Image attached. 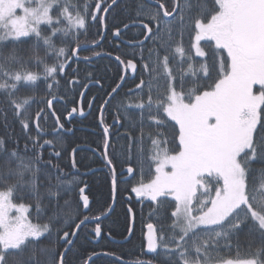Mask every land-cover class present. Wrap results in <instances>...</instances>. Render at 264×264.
<instances>
[{
    "label": "snow or ice",
    "instance_id": "obj_1",
    "mask_svg": "<svg viewBox=\"0 0 264 264\" xmlns=\"http://www.w3.org/2000/svg\"><path fill=\"white\" fill-rule=\"evenodd\" d=\"M151 3L137 4L124 25L141 30L128 45L137 50L133 58L115 57L125 74L139 71V82L117 101L112 125L100 109L112 200L114 161H122L120 174L130 179L121 182L135 181L130 191L149 202L160 225L147 224L150 258L132 264H264V0ZM116 4L0 0V264H65L82 226L94 222L100 237L101 217L114 210L89 215L83 174L65 171L45 137L62 141L69 131L53 107L64 99L61 80L68 91L86 88L66 69L96 43L90 26ZM78 111L72 107L68 119ZM46 116L50 131L41 125ZM113 125L127 126L119 149L110 142Z\"/></svg>",
    "mask_w": 264,
    "mask_h": 264
},
{
    "label": "trees",
    "instance_id": "obj_2",
    "mask_svg": "<svg viewBox=\"0 0 264 264\" xmlns=\"http://www.w3.org/2000/svg\"><path fill=\"white\" fill-rule=\"evenodd\" d=\"M137 4H142L148 8L152 7V3L147 0H119L105 17L104 27L99 22L91 25L88 40H94L97 44L102 38L103 29L105 28V37L102 43L96 48H88L87 51L81 52L80 61L71 63L70 67L66 69L67 79H78L80 83L86 86L98 81L96 83L98 85L92 86L88 90L82 103L84 112L88 111L89 103H93L90 113L84 118L76 116L70 120L68 119V111L72 107L79 108L80 93L85 88L77 85L75 91H68L66 80H61L62 91L57 93L58 96H64V99L60 102L54 101L53 104L56 115L60 116L61 122L65 124V128L69 131L63 135L62 141L52 135L45 138L53 140L55 150L62 153L63 159L59 163L65 171L74 173L78 169L83 174L80 178L88 185L86 194L89 195L92 202L90 205L92 212L89 215H99L104 209L112 208L114 204V210L107 218L102 220L100 225L102 229L100 242L94 243L95 236L92 231L95 227L94 222L88 223L86 227L82 226L83 230L78 233L74 246L66 254L65 264H87L89 257L93 258L95 256L91 264L93 262L94 264H120L117 257L125 264L149 259L150 257L144 255L148 232L147 224L152 223L157 229L160 227L157 219L150 215L151 206L149 202L136 197L130 191L131 185L135 181L131 180L130 183L121 182L122 179H127V177H122L120 174V163L122 161H114L117 164V191L115 201L112 200L111 173L101 155L104 133L100 123V109L102 105L104 106V101L108 98L111 89L120 84L121 77L124 76V66L114 58L116 56H120L121 60L133 58V53L137 50L129 47L125 42H132L141 30L130 28V30L123 31L118 40H116L114 33L117 28L122 30L126 23H132L131 17ZM95 44L89 43L88 47ZM96 53H99V55H96ZM84 56L94 59L85 61L82 59ZM136 62L139 69V60L137 59ZM138 82L139 71L134 79H131L129 75L127 76L124 86L119 91L120 94L104 111L103 119L106 124H113L117 101L130 88L134 89ZM65 92L67 95H65ZM39 94L44 95L46 93L41 90ZM35 110L36 106L33 107L32 111ZM120 119L123 123V116ZM52 124L53 118L51 116H46L45 121L41 122L45 131H50ZM126 131V125L124 127L113 125L110 128V142L114 148L119 149L121 146L127 145V140L124 139ZM16 134L21 137L22 145L23 134L19 126L16 127ZM72 148L77 149L75 155L76 168L71 167ZM52 151L53 149L49 148L45 155L47 156ZM124 167L126 168L127 165H124ZM129 207L132 209L131 213L128 212ZM132 223L134 227L131 237L128 241H125L129 237L128 230L131 229ZM256 239L258 243V238ZM241 251L243 254L244 250L241 249ZM232 255H235V253L233 252Z\"/></svg>",
    "mask_w": 264,
    "mask_h": 264
},
{
    "label": "water",
    "instance_id": "obj_3",
    "mask_svg": "<svg viewBox=\"0 0 264 264\" xmlns=\"http://www.w3.org/2000/svg\"><path fill=\"white\" fill-rule=\"evenodd\" d=\"M118 1H119V0H117V2H118ZM113 6H114V5H113ZM113 6H112V7H113ZM123 31H125V28H124L123 30H121V32H123ZM104 37H105V33H104L102 39H101L97 44L92 45V46H90V47H88V48H96V47H98V46L102 43ZM116 38H118V37H116ZM100 56H101V55H100ZM100 56H98V57H100ZM93 59H94V58H93ZM93 59H89L88 61H92ZM123 66H124V65H123ZM137 73H138V72H137ZM137 73H136V74H133V73L131 72V70H128L127 74L124 73L123 82L120 83V84H121V88H120L118 91H120V90L122 89V87L124 86L128 74L130 75V78H131V79H134V78L136 77ZM96 85H97L96 83H90V84L85 88V90L83 91V96H82L81 99H80V106H82V102H83L84 97H85L86 93L88 92V90H89L92 86H96ZM107 106H108V105H105V104H104L102 115L104 114V111H105V109H106ZM90 111H91V108H90V110H89L88 112H83V115H81V114L79 113V111H78V112H76V113H73L72 118H74V117H76V116H79L80 118H84V117H86V116L90 113ZM78 114H79V115H78ZM72 118H71V119H72ZM100 119H101V114H100ZM112 208L114 209V204H113ZM111 213H112V212H111ZM111 213L107 214L106 216H102L101 219L103 220V219L107 218ZM132 230H133V226L131 227V234H132ZM94 236H95V234H94ZM101 237H102V232H101V236H100V237H96V236H95L94 243H99L100 240H101ZM130 237H131V235H129L128 239H129ZM75 239H76V238H75ZM128 239H127V241H128ZM95 257H96V256H95ZM95 257L91 258V259L88 261L87 264H91L92 260H93ZM129 264H132V263H129Z\"/></svg>",
    "mask_w": 264,
    "mask_h": 264
}]
</instances>
